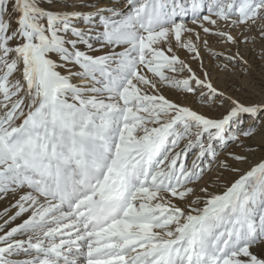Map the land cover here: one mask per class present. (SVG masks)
I'll use <instances>...</instances> for the list:
<instances>
[{"label":"snow or ice","instance_id":"obj_1","mask_svg":"<svg viewBox=\"0 0 264 264\" xmlns=\"http://www.w3.org/2000/svg\"><path fill=\"white\" fill-rule=\"evenodd\" d=\"M257 42L264 0H0V264H264V156L218 155Z\"/></svg>","mask_w":264,"mask_h":264},{"label":"rangeland","instance_id":"obj_2","mask_svg":"<svg viewBox=\"0 0 264 264\" xmlns=\"http://www.w3.org/2000/svg\"><path fill=\"white\" fill-rule=\"evenodd\" d=\"M57 4H63L65 0H56ZM68 3H71V0H67ZM108 2H111V0H108ZM123 0H121V3ZM15 26V24H13ZM243 52L246 56V58L249 60L250 64V72H243L240 69H237L235 75L231 77V83L232 87L228 88V91L238 96L241 99H247L250 96H256L261 92V89L264 88V59H262V50L260 47V43L257 42L256 47L253 49L251 47L244 48ZM181 55H185V53H181ZM71 67V66H69ZM62 71H64L62 69ZM223 76V74H221ZM227 83L225 80H221L219 86L221 87H227ZM244 89V90H241ZM261 144L260 137L257 135L252 139L245 141V147L241 148L238 143H231L226 151H221L218 149V155L219 159L223 160L225 156L227 155V152H241L243 151L245 154L249 153V147L251 146L252 155L249 156V159L251 161H257L261 158V156H264V149H261L259 145ZM207 167V162L205 164ZM237 167L241 169L248 168L247 164H237ZM216 171H219V169H216ZM211 175H215V171L210 173ZM238 173H225V176L228 180H232L236 177H238ZM223 189V185H221V188L217 189V191H221ZM10 201L7 200H0V211L3 210V208L7 207ZM2 222V221H0ZM23 258V257H21Z\"/></svg>","mask_w":264,"mask_h":264}]
</instances>
